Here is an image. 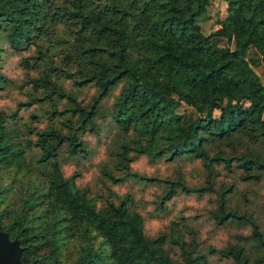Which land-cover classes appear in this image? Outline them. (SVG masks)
<instances>
[{
	"label": "trees",
	"instance_id": "1",
	"mask_svg": "<svg viewBox=\"0 0 264 264\" xmlns=\"http://www.w3.org/2000/svg\"><path fill=\"white\" fill-rule=\"evenodd\" d=\"M54 1L0 0V29L8 45L19 49L31 43L46 21L73 25L71 50L65 55L73 67L64 68V75L75 85L94 82L97 94L93 100L87 106L80 105L45 71L29 81L35 88L44 87L56 97L69 99L73 104L70 111L81 121L92 116L98 100L120 82L110 116L122 130L132 129L144 138L145 145L138 142L137 152L167 159L191 153L210 168L215 157H209L201 145L205 132L216 138L257 132L264 138V85L244 57L251 46L264 70V0H223L225 15L207 34L196 20L205 12L208 0ZM220 37L233 41V47L218 45ZM3 79L0 73V84ZM185 107L193 111L192 119L186 118ZM2 116L0 113V163L23 164V147L16 145L14 132L6 127ZM33 144L34 161L50 163L46 183L61 206L90 225L93 232L89 236L99 233L111 243L112 260L111 253L103 259L101 251L91 244L75 261L57 264H171L160 252L163 236L144 234L142 217L128 199L96 206L76 186L77 173H61L55 161L61 145L66 144L72 154L83 150L74 134L45 126L36 133ZM237 166L248 177L252 168L264 170V160L246 154ZM173 191L169 187L162 200L169 199ZM21 216L9 219L0 230L17 239L21 262L42 264L43 260L29 258L30 245L23 228L27 221L25 214ZM228 216L236 215L227 210L216 219ZM218 253L233 258L236 264L246 263L240 245H228ZM201 257H190V263L199 264Z\"/></svg>",
	"mask_w": 264,
	"mask_h": 264
},
{
	"label": "rangeland",
	"instance_id": "2",
	"mask_svg": "<svg viewBox=\"0 0 264 264\" xmlns=\"http://www.w3.org/2000/svg\"><path fill=\"white\" fill-rule=\"evenodd\" d=\"M60 0H55V4ZM205 12L198 18L200 30L207 34L225 15L223 0H208ZM73 25L62 20L46 21L30 44L15 49L8 45L0 29V113L6 127L14 132L16 145L23 147V164L0 163V227L9 219L22 218L27 235L29 258L42 264H57L79 257L80 251L92 244L108 259L111 243L86 221L61 206L46 183L49 162H35L36 133L53 126L65 134H74L83 150L70 153L62 144L55 157L61 173H77L76 186L101 206L108 200L125 198L143 220L147 237L162 235L160 252L171 264H191L190 257L201 255L199 264H236L231 257L218 253L228 245L242 246L245 264H261L264 258V170L252 168L250 174L237 166L246 154L264 160V138L257 132L233 133L216 138L205 132L202 147L211 160L208 168L201 157L191 153L167 159L163 155L135 150L145 140L132 129L122 130L111 118L110 110L121 83L101 97L92 116L84 121L72 113V102L56 97L44 87H33L29 78L47 72L62 90L87 106L97 94L94 82L75 85L64 75L72 68L66 53L71 50ZM220 46L233 47V41L220 37ZM42 55V56H41ZM244 57L264 85V70L257 63L259 54L251 46ZM186 108V118L194 117ZM10 132V131H9ZM226 159L228 163H226ZM108 171L115 180L105 173ZM174 191L162 200L168 188ZM162 200V202H159ZM26 209V210H25ZM233 211L217 221L224 211ZM12 219V220H13ZM257 233V234H255ZM212 249V250H211ZM109 260H112V253Z\"/></svg>",
	"mask_w": 264,
	"mask_h": 264
},
{
	"label": "water",
	"instance_id": "3",
	"mask_svg": "<svg viewBox=\"0 0 264 264\" xmlns=\"http://www.w3.org/2000/svg\"><path fill=\"white\" fill-rule=\"evenodd\" d=\"M20 251L17 239H10L6 231L0 230V264H26L19 259ZM261 264H264V258Z\"/></svg>",
	"mask_w": 264,
	"mask_h": 264
}]
</instances>
